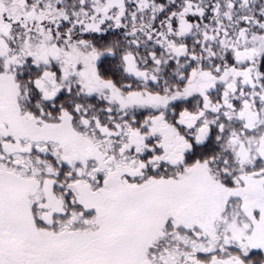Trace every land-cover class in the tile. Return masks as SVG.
<instances>
[{"label": "snow or ice", "instance_id": "snow-or-ice-1", "mask_svg": "<svg viewBox=\"0 0 264 264\" xmlns=\"http://www.w3.org/2000/svg\"><path fill=\"white\" fill-rule=\"evenodd\" d=\"M0 264H264V0H0Z\"/></svg>", "mask_w": 264, "mask_h": 264}]
</instances>
